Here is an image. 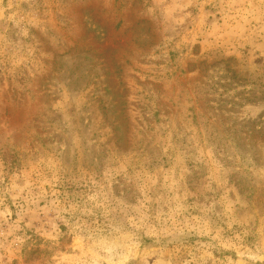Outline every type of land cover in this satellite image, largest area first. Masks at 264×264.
Here are the masks:
<instances>
[{"label":"rangeland","instance_id":"1","mask_svg":"<svg viewBox=\"0 0 264 264\" xmlns=\"http://www.w3.org/2000/svg\"><path fill=\"white\" fill-rule=\"evenodd\" d=\"M0 264H264V0H0Z\"/></svg>","mask_w":264,"mask_h":264}]
</instances>
